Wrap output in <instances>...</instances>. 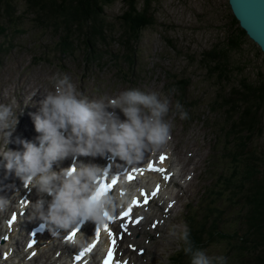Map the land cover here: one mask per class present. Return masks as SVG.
I'll return each instance as SVG.
<instances>
[{
    "label": "rangeland",
    "instance_id": "1",
    "mask_svg": "<svg viewBox=\"0 0 264 264\" xmlns=\"http://www.w3.org/2000/svg\"><path fill=\"white\" fill-rule=\"evenodd\" d=\"M5 1L14 9L6 11L0 2V104L15 101L18 120L7 148L21 149L22 145L15 143L16 138L30 140L36 132L32 113L38 110V105L29 102L28 97L40 89L32 99H41L43 89L51 90L53 76L67 74L89 98L115 96L128 88L165 93L172 105L179 101L188 114L187 119H181L173 110L166 118L173 125L171 140L160 151H171L168 168L173 182H167L160 190L161 206L156 203L150 207L152 211L146 215L149 217L142 221L143 234L124 255L134 264H171L169 256L178 248L183 228H189L193 222L191 232L197 228V236L190 234V239L199 241L196 247L210 256H224L229 243L212 233L214 229L226 234L236 229L240 208L232 192L244 169V159L243 154L237 153V138L229 132L225 111L217 103L224 91L230 92L241 81L257 84L264 76V52L248 38L243 39L239 49L229 51L228 62L233 71L227 83L218 82L200 61L201 55L211 48L226 47V40L234 31L227 0L152 2V24L139 33L130 60L125 58L126 50L117 41L122 31L119 16L125 9L123 0H112L104 7L109 38L99 44V58L80 48L74 53H60L54 45L56 33L40 22L42 18L25 0ZM138 2L140 5L142 0ZM180 80L185 81L183 89L176 84ZM120 115L123 119V114ZM260 125L261 133L255 132L247 147L264 165V101ZM155 153H146L144 159ZM10 176L0 157V195ZM222 179L227 184L223 185ZM16 191L12 204L17 201ZM33 197L36 199L34 194ZM170 203L172 207L168 208ZM1 217L0 213V235ZM26 219L23 223L29 218ZM154 219H157L155 227L150 223ZM140 248H144L143 253ZM188 260L183 264H190Z\"/></svg>",
    "mask_w": 264,
    "mask_h": 264
},
{
    "label": "clouds",
    "instance_id": "2",
    "mask_svg": "<svg viewBox=\"0 0 264 264\" xmlns=\"http://www.w3.org/2000/svg\"><path fill=\"white\" fill-rule=\"evenodd\" d=\"M51 83V90L43 89L38 101L32 98L40 89L28 97L38 105L32 113L38 135L34 141L17 137L15 143L22 149L7 148L18 122L16 102L0 104V157L7 173H14L38 194L31 203L30 219L41 221L58 234V230H69L82 220L102 224L105 213H115L134 195L125 181H121L117 194L100 195L99 182L107 168L79 157L104 158L110 154L134 165L146 153L167 148L173 127L166 119L170 111L179 113L181 119H187L188 114L179 101L172 105L169 96L158 91L128 88L115 96L89 98L67 74L53 76ZM69 158L70 166L54 169V164ZM11 187L15 189V185ZM121 188L124 197L118 195ZM12 199L0 196V213L7 211ZM180 238L190 264H227L225 256H210L195 247L186 226Z\"/></svg>",
    "mask_w": 264,
    "mask_h": 264
},
{
    "label": "trees",
    "instance_id": "3",
    "mask_svg": "<svg viewBox=\"0 0 264 264\" xmlns=\"http://www.w3.org/2000/svg\"><path fill=\"white\" fill-rule=\"evenodd\" d=\"M25 1L27 6L42 18L40 22H45L46 27L54 30L57 37L54 45L60 53H74L80 48L86 54L101 57L99 44H104L109 38L106 35L108 23L103 16L104 7L112 0ZM155 1L159 0H142L139 5L138 0H123L125 9L119 16L122 31L117 41L125 48L124 55L127 60L135 53L133 47L139 33L152 24L151 3ZM0 2H3L4 10L14 9L5 0ZM231 20L230 25L234 31L227 38L226 47L211 48L201 55L200 60L207 67V72L215 75L217 81L223 84L228 82L233 71L228 62L229 51L239 49L243 39L248 38L232 12ZM176 84L179 88L185 87L184 80L176 81ZM230 90L228 93L223 92L217 104L225 111V117L230 123L229 132L237 138V153L243 154L244 169L236 178L232 192L233 198L238 200L240 211L237 213L236 229L233 232L226 234L214 229L212 234L229 243L224 255L228 264H264V165L247 147L250 137L255 132L261 133L260 109L264 101V76L257 84L241 81L239 86ZM227 179L230 181V177ZM221 183L227 184L225 179H222ZM192 224L193 222L189 223V232L197 236V228L191 232L194 228ZM204 228L205 225L202 226L200 235L203 234ZM181 240L171 256L175 264H183L187 258L190 261V257L183 250L184 242L182 240L181 243ZM191 241L195 247L199 244V241Z\"/></svg>",
    "mask_w": 264,
    "mask_h": 264
},
{
    "label": "snow or ice",
    "instance_id": "4",
    "mask_svg": "<svg viewBox=\"0 0 264 264\" xmlns=\"http://www.w3.org/2000/svg\"><path fill=\"white\" fill-rule=\"evenodd\" d=\"M166 159H167L166 155H161L160 162L163 163ZM148 170L155 171V172L162 174L164 180H168L170 178V175H171L170 173L166 172V169H164L162 167H155L154 164H152V163H150L148 165ZM133 171H137V170L133 169ZM140 171L142 172L143 170H140ZM107 174H108V172L106 170V176H107ZM118 175L119 174L114 175L112 177L111 183H106V184L102 183L101 184L100 188L98 189V192L100 195H104L113 189V186L116 185L118 182ZM127 179L129 181H132L135 179V177L131 173H128ZM159 190H160V185H157L156 189L152 190L150 192L145 191L144 189H141L140 190V196L138 198H134L132 200L131 204H129L127 206V209L125 211L117 214L116 216L109 215L108 213H105L106 219L108 221H111V222L117 224V228L114 231L112 228L109 227V224L104 223L102 225L103 231L107 232V234L110 238V241H111V247L109 248L108 255L104 261V264H121V261L118 258V251L116 248L117 240L118 239L123 240L124 235L129 234V227L128 226L130 223L131 224H139L141 222V220L143 219V217H139V216H136L134 214V209L135 208H144L146 205H148L150 201H152L154 198L157 197ZM27 203H28V201H25V200L21 201L22 206H26ZM171 207H172V204L170 203L168 205V208H171ZM165 211H167V209H165ZM20 215H22V214L21 213H14L11 216V218L8 220V224L10 226H13L15 222H18V217ZM83 223H84L83 220L80 221L77 224L76 228H74L71 233H69L65 236L66 241L72 242L74 240V237L77 236L78 232H81L80 226ZM152 226L155 227L156 223H153ZM39 227L41 229H43L44 226L41 224ZM121 229L123 230L122 232L120 231ZM30 235L33 238L30 239L29 242L26 244V249H28V250H31L34 245L38 244L37 232L35 230H32V231H30ZM93 235L95 236L96 239L93 241V243L89 247L83 249L82 251H78L76 253V255L73 257V259L75 261L82 260L83 256L86 253L92 251L93 247L95 246L96 242H98L100 235H101V225L100 224L95 225ZM4 239L7 240L8 237L5 236ZM129 246L133 247V245H129ZM139 251L141 253H143L144 250L140 249ZM4 255L7 256V253H5ZM35 255H36V253L34 251L31 252V256H35ZM125 264H126V262H125Z\"/></svg>",
    "mask_w": 264,
    "mask_h": 264
},
{
    "label": "bare ground",
    "instance_id": "5",
    "mask_svg": "<svg viewBox=\"0 0 264 264\" xmlns=\"http://www.w3.org/2000/svg\"><path fill=\"white\" fill-rule=\"evenodd\" d=\"M161 155H166L167 159L161 163L160 162V157ZM159 158H158V162L161 163L162 167H166L168 164L170 166V159H171V151L170 150H166V151H160L159 154H158ZM189 161V160H188ZM54 169H56L57 171L59 170L58 168V164H55V167ZM166 169V172L167 173H171L168 171V167L165 168ZM170 170V169H169ZM156 175H159L160 177L158 178L157 176L154 175V178H152L150 181H146L144 182L145 184V188L146 186H149V183L151 181H155V182H158V184L160 185V189H164V185H166V182H173V178L172 176L170 175V178L168 180H164L163 179V175L160 174V173H155ZM31 186L30 185H27V186H24V185H20L19 188L17 189V201H14V206L13 204L7 209L8 212L11 210V209H14L17 205V208L19 209L20 213H27L28 215H30L31 213V203L32 202H35L36 199L33 197V191H30ZM146 191L147 188H146ZM149 192V191H148ZM117 194V193H116ZM119 195V194H118ZM120 196V195H119ZM159 198V197H158ZM154 198L152 201L149 202V205H146L144 208H142L139 212V214H136V216H139V217H143L142 220H146L148 217H146V215H148L147 211L150 210V207L152 206H155L156 203H159V205L161 206V203H162V197L161 198ZM164 198V197H163ZM22 200H25V201H30L29 203V206H28V203L26 206H22L21 204V201ZM169 201V200H168ZM161 202V203H160ZM157 209L155 208V211ZM152 211V210H150ZM158 211V210H157ZM155 213V212H154ZM19 220V219H18ZM141 220V221H142ZM146 222V221H145ZM157 222V219H154L152 223H156ZM129 234H125L124 235V239L121 240V241H117V251H118V256L121 257L120 258V261L125 259L127 256L123 255V253L125 254L127 251H128V248H131L129 245H134V243L138 242L139 241V238L140 236L143 234V226H141V224H136V225H133V224H130L129 226ZM8 228V227H7ZM117 228V225H114L112 227V229L115 231ZM16 230V229H15ZM121 232L123 231L122 229L120 230ZM13 239H14V236L13 234H11V236L8 237L7 239V242H5L3 244V248L5 249L4 252L7 253V256L10 255L11 253V247L13 245ZM12 243V244H11ZM41 243V242H40ZM138 244V243H137ZM135 246V245H134ZM133 246V247H134ZM142 249V248H140ZM144 249V248H143ZM17 252L20 253V250L19 248L17 249ZM39 253V252H38ZM45 256V253L44 251L42 252V254L40 255V257H43ZM7 260L4 261L5 262H9L12 258L9 256L6 258ZM54 260V259H53ZM57 260H58V257H57ZM47 261V259L45 260V262ZM35 263H38L39 264V256L35 257L32 261V264H35ZM133 261L129 259V263L128 264H132ZM18 264H20L18 262ZM21 264H24L23 262Z\"/></svg>",
    "mask_w": 264,
    "mask_h": 264
},
{
    "label": "water",
    "instance_id": "6",
    "mask_svg": "<svg viewBox=\"0 0 264 264\" xmlns=\"http://www.w3.org/2000/svg\"><path fill=\"white\" fill-rule=\"evenodd\" d=\"M227 2L239 26L264 52V0H227Z\"/></svg>",
    "mask_w": 264,
    "mask_h": 264
}]
</instances>
